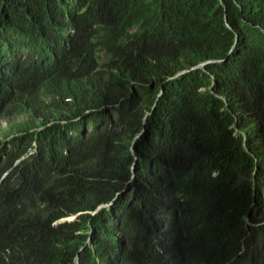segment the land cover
<instances>
[{
    "label": "trees",
    "instance_id": "obj_1",
    "mask_svg": "<svg viewBox=\"0 0 264 264\" xmlns=\"http://www.w3.org/2000/svg\"><path fill=\"white\" fill-rule=\"evenodd\" d=\"M43 96L77 119L0 148L49 202L0 264H264V0H0V114Z\"/></svg>",
    "mask_w": 264,
    "mask_h": 264
},
{
    "label": "clouds",
    "instance_id": "obj_2",
    "mask_svg": "<svg viewBox=\"0 0 264 264\" xmlns=\"http://www.w3.org/2000/svg\"><path fill=\"white\" fill-rule=\"evenodd\" d=\"M72 100L71 97H67L64 99L63 103H69L72 102ZM103 108V106L100 107V109ZM19 113L16 119L10 118V116H7V113L0 114V130L5 129L4 135L6 136H0V148L13 136L18 134L15 127V124L18 122L29 123L30 126L33 127L32 130H41L50 125L58 126L61 130H70L73 127V122L77 119L73 118L71 111L66 108L65 104L60 105L54 101L53 98L48 96H43L41 100L26 106ZM19 162L20 160H17L14 166ZM13 167L4 171L1 180L12 173ZM6 205V199L1 197L0 192V229L12 243L17 244L21 233L20 226L23 222L37 212H43V210L48 207L49 202L44 199V197L36 195L22 199L11 207H6ZM108 205L109 204H102L94 212ZM81 213L83 212L63 216L55 219L53 223L58 224L66 220H74Z\"/></svg>",
    "mask_w": 264,
    "mask_h": 264
},
{
    "label": "rangeland",
    "instance_id": "obj_3",
    "mask_svg": "<svg viewBox=\"0 0 264 264\" xmlns=\"http://www.w3.org/2000/svg\"><path fill=\"white\" fill-rule=\"evenodd\" d=\"M4 130L5 129H3V130H0V136H2V135H4ZM5 136V135H4ZM6 137V136H5ZM72 218V217H71Z\"/></svg>",
    "mask_w": 264,
    "mask_h": 264
},
{
    "label": "bare ground",
    "instance_id": "obj_4",
    "mask_svg": "<svg viewBox=\"0 0 264 264\" xmlns=\"http://www.w3.org/2000/svg\"><path fill=\"white\" fill-rule=\"evenodd\" d=\"M19 53V52H18ZM25 54V53H24Z\"/></svg>",
    "mask_w": 264,
    "mask_h": 264
}]
</instances>
